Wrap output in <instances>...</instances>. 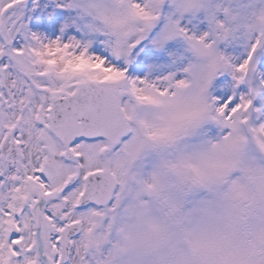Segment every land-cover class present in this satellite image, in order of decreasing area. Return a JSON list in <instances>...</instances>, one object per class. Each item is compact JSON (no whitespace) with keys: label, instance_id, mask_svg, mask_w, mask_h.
<instances>
[{"label":"snow or ice","instance_id":"obj_1","mask_svg":"<svg viewBox=\"0 0 264 264\" xmlns=\"http://www.w3.org/2000/svg\"><path fill=\"white\" fill-rule=\"evenodd\" d=\"M0 264H264V0H0Z\"/></svg>","mask_w":264,"mask_h":264}]
</instances>
